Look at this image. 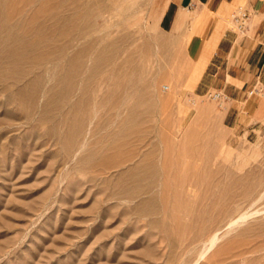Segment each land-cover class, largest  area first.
Returning a JSON list of instances; mask_svg holds the SVG:
<instances>
[{
  "label": "rangeland",
  "instance_id": "1",
  "mask_svg": "<svg viewBox=\"0 0 264 264\" xmlns=\"http://www.w3.org/2000/svg\"><path fill=\"white\" fill-rule=\"evenodd\" d=\"M119 1L98 0L85 21L107 28L74 47L91 65L100 37L117 42L102 76L83 66L54 104L60 66L24 79L23 103L0 83V264H264V123L233 126L215 89L198 90L161 0H140L134 23L108 11ZM110 72L141 95L136 120Z\"/></svg>",
  "mask_w": 264,
  "mask_h": 264
},
{
  "label": "bare ground",
  "instance_id": "2",
  "mask_svg": "<svg viewBox=\"0 0 264 264\" xmlns=\"http://www.w3.org/2000/svg\"><path fill=\"white\" fill-rule=\"evenodd\" d=\"M97 2L98 0H95L94 3L91 0H0V83L2 90L7 93L9 101L17 99L23 103L24 100L32 96L35 91L31 86L29 87L30 80L25 81L24 79L29 75H34L36 68H44L45 73H50L53 77L56 74V69L61 67L62 72L59 77L61 78L60 81L63 83L64 80L65 83L61 87L59 83L52 84L49 89L53 99H55L54 104L59 95H65L66 91L73 87L74 83L71 81L83 66L86 71H90L89 78L95 74V76H102V72L106 68L114 65L118 49L113 50L112 47L117 46L116 41L102 43L103 39L100 37L97 44L104 48L108 45L110 50L107 54L105 49L100 47L92 58L91 52L90 57H88L93 61L91 65L87 63L84 65V60L81 61V56L86 53L89 45H82L76 50L74 48L91 32H101L107 28L106 22L102 26L95 27L85 21L89 14L104 11L102 9L104 5L99 2V7H96ZM141 6L140 0H120L116 4V8L110 5L107 7L111 13H115L116 10L123 12L124 18L134 23L139 19L138 12H140ZM130 35L129 32L123 35L122 40H128ZM200 63L201 61L193 64L195 77L199 75L203 67L201 66L203 63ZM134 69L135 72H138L137 76H140V69L138 67ZM115 76L114 85L116 87L123 86L124 93L122 96L124 99H128L133 93L137 95V99L133 101L130 114L131 119L136 120L139 114L135 107L139 102L141 103L142 97L137 94V88H134L133 91L132 89L128 90V81L121 82L118 80L119 73L113 75L110 72L108 79ZM88 78L85 79L86 82H88ZM82 80L80 81L82 82ZM19 81L26 83L16 90H12V86L18 84ZM102 83H105L106 88H109L103 93V96H111L114 88L109 87L108 80H101ZM58 84L59 86H57ZM153 84L156 86V83ZM164 87L169 86L164 85ZM245 216V214H241L237 216V219L231 221L239 222V219H243ZM218 237L217 234H214L210 238L208 248L215 244Z\"/></svg>",
  "mask_w": 264,
  "mask_h": 264
},
{
  "label": "crops",
  "instance_id": "3",
  "mask_svg": "<svg viewBox=\"0 0 264 264\" xmlns=\"http://www.w3.org/2000/svg\"><path fill=\"white\" fill-rule=\"evenodd\" d=\"M238 9L248 15L241 28L232 17ZM159 11L193 64L203 63L198 90L226 96L233 126L264 123V0H161Z\"/></svg>",
  "mask_w": 264,
  "mask_h": 264
},
{
  "label": "built area",
  "instance_id": "4",
  "mask_svg": "<svg viewBox=\"0 0 264 264\" xmlns=\"http://www.w3.org/2000/svg\"><path fill=\"white\" fill-rule=\"evenodd\" d=\"M247 16L245 11L238 9L233 13L232 17L237 26L241 28L245 25ZM210 96L213 99L220 100L221 103L226 99V96L218 90L210 92Z\"/></svg>",
  "mask_w": 264,
  "mask_h": 264
}]
</instances>
